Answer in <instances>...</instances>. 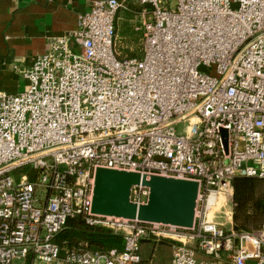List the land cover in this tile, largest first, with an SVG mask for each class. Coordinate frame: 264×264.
Wrapping results in <instances>:
<instances>
[{
    "label": "built area",
    "instance_id": "built-area-1",
    "mask_svg": "<svg viewBox=\"0 0 264 264\" xmlns=\"http://www.w3.org/2000/svg\"><path fill=\"white\" fill-rule=\"evenodd\" d=\"M137 2L142 58L115 54L123 1L94 0L21 92L0 91V264H141L147 241L168 244L171 264H264V223L216 220L236 177L264 179V0ZM99 167L197 181L193 226L93 213ZM149 194L136 185L131 200ZM75 216L121 233L123 250L61 247Z\"/></svg>",
    "mask_w": 264,
    "mask_h": 264
},
{
    "label": "crops",
    "instance_id": "crops-1",
    "mask_svg": "<svg viewBox=\"0 0 264 264\" xmlns=\"http://www.w3.org/2000/svg\"><path fill=\"white\" fill-rule=\"evenodd\" d=\"M93 1L0 0V91L13 94L21 92L27 84L23 71L31 67L38 55L48 50L49 38L74 31L78 27L79 15L88 11ZM121 1L124 3L122 10L141 14L142 7L137 0ZM115 24L120 40V21ZM71 46L78 50L74 40ZM127 46L133 49L132 43ZM165 245L168 244L144 242L141 264H154L155 252L159 246Z\"/></svg>",
    "mask_w": 264,
    "mask_h": 264
},
{
    "label": "water",
    "instance_id": "water-1",
    "mask_svg": "<svg viewBox=\"0 0 264 264\" xmlns=\"http://www.w3.org/2000/svg\"><path fill=\"white\" fill-rule=\"evenodd\" d=\"M222 139L228 151L229 130L222 128ZM150 189L145 203L131 200L133 186ZM199 192L197 181L141 174L99 167L96 169L91 210L95 214L138 219L143 222L192 227Z\"/></svg>",
    "mask_w": 264,
    "mask_h": 264
},
{
    "label": "trees",
    "instance_id": "trees-1",
    "mask_svg": "<svg viewBox=\"0 0 264 264\" xmlns=\"http://www.w3.org/2000/svg\"><path fill=\"white\" fill-rule=\"evenodd\" d=\"M264 182L258 177L239 176L233 180V194L236 202L235 220L238 229L248 230L254 222L256 227L264 223V193L255 196L257 184ZM252 210V212H250ZM57 241L64 249H75L87 244L94 251H122L124 238L121 233L86 223L81 216L68 220L66 228L58 235Z\"/></svg>",
    "mask_w": 264,
    "mask_h": 264
},
{
    "label": "rangeland",
    "instance_id": "rangeland-1",
    "mask_svg": "<svg viewBox=\"0 0 264 264\" xmlns=\"http://www.w3.org/2000/svg\"><path fill=\"white\" fill-rule=\"evenodd\" d=\"M164 5H168L171 9H176L177 6V0H163ZM141 15V14H140ZM135 15L128 11L120 10L117 17H120V19H116V21H120L121 24V39L118 40V38L115 39L114 44V51L116 56L119 59H123L126 57H143V36H144V30L138 31L136 29L137 26H141L143 24L142 15ZM125 37V39H124ZM132 43L133 49L130 47H126V44ZM186 124L181 123L177 126V130L179 132H183ZM27 168H22L17 171V173L24 172ZM264 193V182L257 184V189L255 196H259L260 194ZM223 199V198H221ZM236 202L234 200V194L232 197V202H228L226 205V208H222L217 213L216 220L218 222L224 223L226 228H229L231 226V223L234 225L235 228H237L236 220L234 217L235 214V206ZM252 212V210H250ZM226 213V214H225ZM252 224L249 225L248 230H255L258 227L254 224V222H251ZM154 264H169L171 261V250L169 245L165 246H159L157 251L155 252L154 257ZM18 264V263H17ZM40 264H46L44 262H40ZM248 264H254L253 261H250Z\"/></svg>",
    "mask_w": 264,
    "mask_h": 264
}]
</instances>
